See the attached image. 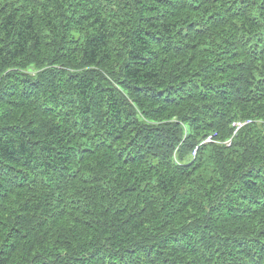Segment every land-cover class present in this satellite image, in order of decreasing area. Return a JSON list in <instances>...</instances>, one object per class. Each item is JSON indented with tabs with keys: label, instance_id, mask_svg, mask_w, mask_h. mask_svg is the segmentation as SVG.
<instances>
[{
	"label": "trees",
	"instance_id": "16d2710c",
	"mask_svg": "<svg viewBox=\"0 0 264 264\" xmlns=\"http://www.w3.org/2000/svg\"><path fill=\"white\" fill-rule=\"evenodd\" d=\"M0 264H264V0H0Z\"/></svg>",
	"mask_w": 264,
	"mask_h": 264
}]
</instances>
